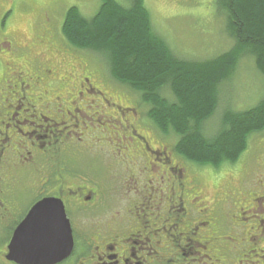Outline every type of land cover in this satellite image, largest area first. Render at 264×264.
<instances>
[{
	"label": "flooded vegetation",
	"instance_id": "flooded-vegetation-1",
	"mask_svg": "<svg viewBox=\"0 0 264 264\" xmlns=\"http://www.w3.org/2000/svg\"><path fill=\"white\" fill-rule=\"evenodd\" d=\"M28 1L0 0L11 6L0 9L5 13L0 24V70L7 73L2 86L0 81V264H20L10 258L14 235L32 209L51 198L64 204L73 239L72 253L57 264L264 262V250L259 260L256 257L264 239V197L254 199L259 207L250 209L246 217L243 209L228 210L224 215L219 207L210 210L192 170L177 160L174 151L168 154L167 147L151 137L148 132L157 130L148 119L138 117L137 109L104 98L101 105L116 112L93 115L97 121L106 116L107 123L113 125L109 132L103 130L108 151L116 161L108 188L93 181H71L64 175L61 153L75 150V156L82 149L94 148L85 143L86 133L76 139L73 130L79 129V118L91 130L83 120L84 116L93 119L84 112L91 107L84 103L76 106L81 98L66 102L55 94L49 98V92H34L36 86L60 79L43 53H33L34 43L19 45L6 38L7 24L16 16L13 10L25 8ZM50 21L47 15L39 23L36 41L44 43V37L49 36ZM33 68L37 72L32 75ZM90 83V78L83 79L84 91L78 97L94 90L101 93ZM130 112L138 118L127 119ZM44 221L39 217L31 223L40 231L50 226L40 224ZM229 231L237 237L232 232L227 236ZM231 252L244 253L243 258L233 260L228 257Z\"/></svg>",
	"mask_w": 264,
	"mask_h": 264
},
{
	"label": "rangeland",
	"instance_id": "rangeland-1",
	"mask_svg": "<svg viewBox=\"0 0 264 264\" xmlns=\"http://www.w3.org/2000/svg\"><path fill=\"white\" fill-rule=\"evenodd\" d=\"M216 1L145 0V4L150 12L156 33L166 41L177 58L186 61L204 62L216 59L229 52L235 44L228 30L227 20L222 13H219ZM118 2L127 6L126 0H118ZM100 5V0H29L25 8L15 10L10 8L14 13L16 11V16H12L7 24L6 38L9 41L16 40L19 45L25 43L32 45L34 43L36 47H33V53H43L47 65L58 70L60 80H51L48 84L36 86L34 88L36 94L49 92L47 94L49 98L54 97L55 94L62 97L66 102L81 98L76 106L84 103L88 104L86 105L88 108L91 107L84 110V112L89 113V116L93 119L84 116L83 120L89 124L88 126L92 131L86 129L87 125L81 124L82 118H79V129L73 130L77 133L78 137L76 139L83 138L81 133H86L85 143L90 144V147L94 146V148L92 150L89 148L88 151L82 149L75 156H73L75 150L72 153H69L68 150L66 153H61L62 165L67 172L64 175L70 178L71 181L81 179L89 183L93 181V183L108 188V178L112 176L114 162L116 161L108 151V142L103 130L106 129L109 132L110 126L113 125L107 123L108 117H99L100 121H97V117L93 115L97 112L103 115H114L116 112L112 108L109 109L105 105H101L104 98L111 99L112 103L137 109L139 118H146L148 109L142 103L138 94L126 86L119 85L111 77L105 58L95 52L72 48L62 35V24L69 8L78 7L82 15L89 20L97 14ZM9 7H11L10 4L0 2V9L2 8L3 11ZM4 15L5 13H1L0 10V24L4 21ZM47 15L51 17L50 33L49 36L44 37V43H40L39 39L36 41L40 27L39 23L44 21ZM30 71L32 75L37 72L34 68ZM6 75L7 73L5 74L4 71L0 70L1 86ZM87 77L91 79L90 84L97 88L102 96L101 93L94 90L92 94L84 92L83 96L78 97V93L85 87L83 85L82 88L83 79ZM263 100L264 75L258 70L255 58L246 55L239 61L231 79L221 86V104L219 106L221 110L205 124V134L214 136L218 132L224 112H243L255 107ZM138 117H134L130 112L126 118L136 119ZM142 128L148 130L146 127ZM148 133L156 142L159 141V144L167 147L168 154L171 151L175 152V145L178 141L176 136L170 139L163 137L161 139L157 131L151 130ZM83 141L82 139V143ZM70 142L71 139H68L67 143L69 145H71ZM82 143L78 142V144L84 145ZM100 145L105 146V148H101ZM177 160L183 166L190 168L198 183L200 182L199 184L204 191V200L209 202L210 210L219 207L222 215H224L228 210L243 209L244 217H246L251 214V212H248L250 209L259 207L258 203L253 202L254 199L264 197V132L255 134L250 138L248 150L242 154L235 165H224L221 169L215 170L191 166L192 164H189L180 156ZM159 170H155V173ZM226 199L228 203L223 204L222 202ZM261 204L264 205V202H261ZM263 205L261 206L262 209L264 208ZM247 212L248 215H246ZM236 231L238 232L239 229H236ZM231 232L229 231L227 236ZM232 235H234V238L237 237L234 232H232ZM242 244H245V241L242 240ZM262 250H264V239L256 252L258 260L262 256V253H260ZM248 251L245 253L247 254ZM233 253H229L228 257H233V260L237 261L243 258L244 253L241 255ZM252 259L256 260L254 257ZM231 261L232 259L228 260L227 264H238ZM246 261L245 264L251 263L249 260ZM258 264H264V262Z\"/></svg>",
	"mask_w": 264,
	"mask_h": 264
},
{
	"label": "trees",
	"instance_id": "trees-1",
	"mask_svg": "<svg viewBox=\"0 0 264 264\" xmlns=\"http://www.w3.org/2000/svg\"><path fill=\"white\" fill-rule=\"evenodd\" d=\"M97 14L86 19L78 7L66 12L62 35L74 49L106 59L111 77L139 95L146 118L164 137H177L175 152L199 168L235 165L250 138L264 132V100L243 111L223 113L214 136L205 124L220 112V88L246 55L264 75V0H217L234 47L204 62L177 58L156 33L145 0H100Z\"/></svg>",
	"mask_w": 264,
	"mask_h": 264
},
{
	"label": "water",
	"instance_id": "water-1",
	"mask_svg": "<svg viewBox=\"0 0 264 264\" xmlns=\"http://www.w3.org/2000/svg\"><path fill=\"white\" fill-rule=\"evenodd\" d=\"M44 218L50 224L44 230L32 226L33 219ZM10 258L20 264H57L73 250L70 222L61 200L45 199L36 205L27 220L16 231Z\"/></svg>",
	"mask_w": 264,
	"mask_h": 264
}]
</instances>
